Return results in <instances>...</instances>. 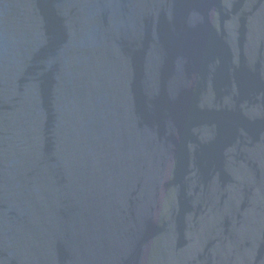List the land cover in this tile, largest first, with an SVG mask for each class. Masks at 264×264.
Returning a JSON list of instances; mask_svg holds the SVG:
<instances>
[{"label": "water", "instance_id": "1", "mask_svg": "<svg viewBox=\"0 0 264 264\" xmlns=\"http://www.w3.org/2000/svg\"><path fill=\"white\" fill-rule=\"evenodd\" d=\"M0 264H264V0H0Z\"/></svg>", "mask_w": 264, "mask_h": 264}]
</instances>
